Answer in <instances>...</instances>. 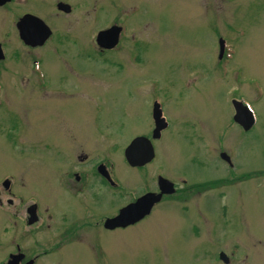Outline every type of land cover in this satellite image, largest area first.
<instances>
[{"label": "rangeland", "instance_id": "rangeland-1", "mask_svg": "<svg viewBox=\"0 0 264 264\" xmlns=\"http://www.w3.org/2000/svg\"><path fill=\"white\" fill-rule=\"evenodd\" d=\"M56 1L38 9L54 41L13 40L0 63V264L15 243L36 264H223L219 252L264 264V0H63L75 11L64 17ZM8 18L0 10V31ZM114 23L125 36L101 56L94 37ZM34 59L52 88L38 87ZM237 100L253 111L247 132L233 121ZM156 101L168 128L154 161L131 167L124 151L151 134ZM99 163L123 190L98 185ZM85 172L86 189L74 179ZM158 175L185 193L126 229L99 228L156 191Z\"/></svg>", "mask_w": 264, "mask_h": 264}, {"label": "water", "instance_id": "water-1", "mask_svg": "<svg viewBox=\"0 0 264 264\" xmlns=\"http://www.w3.org/2000/svg\"><path fill=\"white\" fill-rule=\"evenodd\" d=\"M58 9L64 12H68V6L63 4L58 5ZM32 19V20H30ZM18 29L20 32V38L26 45L31 47L41 46L46 39L49 37L50 32L47 27L38 19L33 17H25L20 20L18 24ZM120 29L117 27H112L108 30L99 32L96 37V42L99 47L104 49H112L118 42ZM220 54L219 58L223 53V42L219 41ZM3 59L2 51L0 48V60ZM233 107L235 109L234 121L244 130L248 131L254 124V118L252 113L242 106L238 102H233ZM160 110L157 104L154 106L153 119L155 122V130L153 132V139H159L160 132L166 128V124L163 119L160 118ZM124 157L126 162L131 167H142L149 163L153 159V149L151 143L142 137L135 138L124 152ZM224 160H229L224 154L221 155ZM99 172L102 175L107 176L104 172V167H99ZM108 178V177H106ZM159 194H147L136 200L133 204L126 206L121 209L118 215L114 218L108 219L104 223V228L107 230H114L117 228H126L131 226L145 216H147L154 204L158 203L162 195H168L173 193V185L163 178L158 179ZM4 189L8 190L9 181H4ZM27 214L28 225H32L37 221L36 215V205H32L28 208ZM22 256H10L7 264H19ZM220 259L227 263L225 255L220 254ZM31 264V263H28Z\"/></svg>", "mask_w": 264, "mask_h": 264}, {"label": "flooded vegetation", "instance_id": "flooded-vegetation-1", "mask_svg": "<svg viewBox=\"0 0 264 264\" xmlns=\"http://www.w3.org/2000/svg\"><path fill=\"white\" fill-rule=\"evenodd\" d=\"M43 3H44V0H40V1H35V0H0V10L1 11H4V15H7L9 17L8 19H10V23L8 22L9 23V26H5V28H3L0 31V37H1L0 38V46L3 48L4 51H5L4 46L5 45H10L12 43L11 41H13V40H18V42H21L25 46V43L20 38V32H19V29H18V24H19L20 20H22L23 18H25V17H33V18H36V19L42 21L45 25H47V22L45 21V19L43 20L42 16L38 15V14H40L39 11H38V9L42 8L41 5ZM59 3L68 4L70 6V8H71V11L68 12V13H66V14L57 11V14H55L56 16L64 17V16H70V15H72V14L75 13L74 8L69 4V2L63 1V0H57L56 1V7H55L56 10H57V5ZM61 14H64V15H61ZM30 20H32V19H30ZM112 25H116V24L114 23ZM48 26L49 25H47V27ZM48 28H50V30L52 32H51L50 38L47 40V42L44 44V46L47 45V43H49L51 41V39L53 38V35H54V32L51 29V27H48ZM122 30L123 31L120 34L118 44L121 42L122 37H123L122 35L124 33V28ZM124 36H125V34H124ZM54 39H56V38H54ZM52 41H54V40L52 39ZM118 44H117V46H118ZM111 51H100L99 54L103 56V55H105L103 53H107V52H111ZM5 58H6V55H5ZM2 62H4V60L3 61H0V63H2ZM40 63H41L40 62V59H38V60L34 59L32 61V67H33V69L31 70V72H32L34 78L36 79V81L38 83V87L45 88L46 90H48L49 88H52V86L51 85H48L49 83L46 80L47 77L45 76V74L43 73L42 70H40V69L35 70L34 69V67L35 66H38ZM60 87L61 86H59V88ZM153 129H154V126H153ZM153 129L151 130V134L150 135L147 134L144 137L149 138V136H150V138H151ZM81 157H83V156H81ZM81 157H79L78 160L85 161L87 159L86 156H84V158H81ZM219 157H220V155H219ZM231 162H232V160H231ZM100 166H103L104 167V172L107 173V176L102 175L99 172L98 169H99ZM228 167L229 168H232L233 167V163L231 165L228 164ZM94 170L95 171H94L93 174L95 175L96 178H98V185L102 189L108 188V189L113 190V191L114 190H123L122 187H120V184L116 181V178L114 177V173L112 171V167H107L105 164L99 163V165H97V167ZM81 174H78V175L75 174L74 175L75 184L76 183L77 184L80 183V184H82V187L84 189H86V188H88L90 186V182L91 181H89L88 176H87L88 174L86 175V172L83 175H81ZM108 175H109V179L110 180H107L106 179V177H108ZM175 188H176V185H175ZM158 192L159 191H158V187H157L156 191H154V190L146 191L142 195L147 194V193H155V194H157ZM180 193H185V191L184 190L177 189V190H175V193L174 194H180ZM164 197H166V196H163L162 200L164 199ZM136 199L132 200L130 203L134 202ZM162 200H161V202H162ZM0 204H1V199H0ZM8 204L11 207L14 206L12 204V202H8ZM126 206H127V204H126ZM123 207H125V206L120 207L118 209V211L121 208H123ZM27 210L28 209H26V211H25L26 212V216H27ZM14 216H17L18 217L17 210L14 212ZM113 217H105L104 221H100L99 222V226H102V227H99V228L104 229V226L103 225H104L105 220L110 219V218H113ZM25 219L28 222V216L25 217ZM144 219L141 220V222L144 221ZM26 225H27V223H26ZM26 227H29V226L27 225ZM117 229H120V228H117ZM123 229H125V228H123ZM123 229H121V230H123ZM70 234H71V236H73L75 234L72 229L70 231ZM14 246H15V251L12 252V253H10L8 255V258H10V256L20 255V256H22V259L19 261V264H27V263H30V262H31V264H36V261H37V258H38L37 256L31 257L26 251H24L21 248L22 246L20 244H18V243H15Z\"/></svg>", "mask_w": 264, "mask_h": 264}]
</instances>
